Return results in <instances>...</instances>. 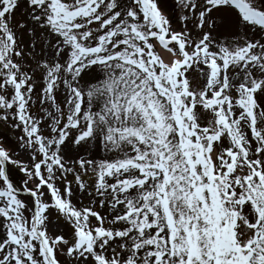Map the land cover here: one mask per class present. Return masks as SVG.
Instances as JSON below:
<instances>
[{"label":"snow or ice","instance_id":"6c2138e0","mask_svg":"<svg viewBox=\"0 0 264 264\" xmlns=\"http://www.w3.org/2000/svg\"><path fill=\"white\" fill-rule=\"evenodd\" d=\"M0 264H264V0H0Z\"/></svg>","mask_w":264,"mask_h":264}]
</instances>
